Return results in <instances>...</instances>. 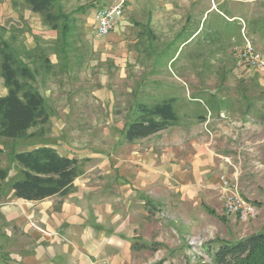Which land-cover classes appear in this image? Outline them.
<instances>
[{
    "label": "rangeland",
    "instance_id": "obj_1",
    "mask_svg": "<svg viewBox=\"0 0 264 264\" xmlns=\"http://www.w3.org/2000/svg\"><path fill=\"white\" fill-rule=\"evenodd\" d=\"M119 1L52 0L51 12L66 15L54 30L32 9L0 0V42L31 69L26 84L42 95L48 115L25 137L0 136L3 190L22 177L14 152L40 145L102 151L138 116V104L173 98L179 122L188 115L192 135L206 136L218 174L257 215L245 222L227 215L222 192L215 203L186 208L171 207L163 192L144 198L141 234L149 247L132 264H216L222 242L264 230V65L240 58L251 42L264 60V0H123L124 26L97 35L96 9ZM6 92L0 72V96ZM162 136L143 143L160 147Z\"/></svg>",
    "mask_w": 264,
    "mask_h": 264
},
{
    "label": "crops",
    "instance_id": "obj_2",
    "mask_svg": "<svg viewBox=\"0 0 264 264\" xmlns=\"http://www.w3.org/2000/svg\"><path fill=\"white\" fill-rule=\"evenodd\" d=\"M15 1L31 11L23 0ZM186 118L131 142L123 132L110 135V146L102 151L59 152L76 158L80 169L65 195L24 200L1 187L0 264H94L102 259L132 264L145 249H132L134 242L145 244L144 198L155 200L163 192L171 207L215 203L222 189L213 149L206 136L200 141L192 135ZM154 135L165 138L160 147L143 143Z\"/></svg>",
    "mask_w": 264,
    "mask_h": 264
},
{
    "label": "trees",
    "instance_id": "obj_3",
    "mask_svg": "<svg viewBox=\"0 0 264 264\" xmlns=\"http://www.w3.org/2000/svg\"><path fill=\"white\" fill-rule=\"evenodd\" d=\"M32 11L39 13L51 29L59 28L62 12H51L52 0H23ZM65 27V28H64ZM67 23L63 21L62 29ZM0 72L6 94L0 96V136L25 137L30 127L47 121L42 95L26 84L33 74L29 66L19 61L8 44L0 42ZM173 98L154 105L138 104V116L129 122L123 137L127 142L155 134L176 123L172 109ZM1 151V148H0ZM13 159L21 172V178L13 181L9 189L17 198L42 200L53 195H65L80 174L78 160L60 154L50 145L16 151ZM6 170L0 167V189ZM146 248V244L134 242L132 249ZM216 264H264V230L234 242H222L214 251Z\"/></svg>",
    "mask_w": 264,
    "mask_h": 264
},
{
    "label": "built area",
    "instance_id": "obj_4",
    "mask_svg": "<svg viewBox=\"0 0 264 264\" xmlns=\"http://www.w3.org/2000/svg\"><path fill=\"white\" fill-rule=\"evenodd\" d=\"M123 0L110 6L96 9L94 13V30L99 36L112 31L122 19ZM240 58L250 66H263L262 56L256 52L251 42H247L240 51ZM222 198L224 200L225 213L240 222H245L257 215L256 206L244 199L239 194L237 185L233 184L225 175L219 176ZM94 264H110L107 259H102Z\"/></svg>",
    "mask_w": 264,
    "mask_h": 264
}]
</instances>
